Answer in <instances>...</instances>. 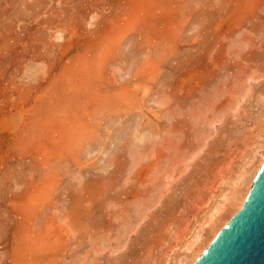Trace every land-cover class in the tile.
<instances>
[{
	"label": "rangeland",
	"instance_id": "1",
	"mask_svg": "<svg viewBox=\"0 0 264 264\" xmlns=\"http://www.w3.org/2000/svg\"><path fill=\"white\" fill-rule=\"evenodd\" d=\"M260 146L264 0H0V264H179Z\"/></svg>",
	"mask_w": 264,
	"mask_h": 264
},
{
	"label": "water",
	"instance_id": "2",
	"mask_svg": "<svg viewBox=\"0 0 264 264\" xmlns=\"http://www.w3.org/2000/svg\"><path fill=\"white\" fill-rule=\"evenodd\" d=\"M194 264H264V164L243 207Z\"/></svg>",
	"mask_w": 264,
	"mask_h": 264
},
{
	"label": "bare ground",
	"instance_id": "3",
	"mask_svg": "<svg viewBox=\"0 0 264 264\" xmlns=\"http://www.w3.org/2000/svg\"><path fill=\"white\" fill-rule=\"evenodd\" d=\"M260 147H263V146H260ZM260 149L261 148H259V150ZM257 151H258V149H257ZM255 158L257 159V153L255 154ZM263 164H264V154H261V160L258 162V164L256 163L255 166L253 165L254 168L247 169L241 175V177L239 179V184H238V186L236 188L234 187L235 190L232 193V196H230L231 198L225 197L226 198V200H225L226 205L228 206V203H229V206L230 207L232 206L231 209H235L233 211L234 213L232 214V216L235 215L243 207V205H244V203L246 201V198H247V196H248V194H249V192H250V190H251V188L253 186L254 180H255V178H256V176H257L258 172L260 171V169H261ZM224 204L225 203H223V206H224ZM225 206L223 208L222 207L219 208L218 206H214V208L211 209V212H210V216L211 217L209 219L211 221L214 220L216 222L217 221L220 222L221 218H220V220H218V219H219V216L222 213V211H224ZM224 212H226V211H224ZM208 223H210V221ZM213 223H211L210 225H212ZM226 223H228V221H224V223L222 225L221 224L220 225H218V224L216 225L214 223L215 227L214 226L213 227L209 226V227L213 228V230L210 229L213 234L211 235V238L208 239L207 241H202L203 240L202 238L205 237V236H202L201 234H197L196 236H194V240L191 243H189L190 245L187 248V252H188L187 255L188 256L186 255L185 259L180 261L179 264H194L195 261L209 247V245L212 243L214 238L218 235V233L220 232L222 227L225 226ZM210 234H211V232L209 233V235ZM196 247L198 248L197 250H196Z\"/></svg>",
	"mask_w": 264,
	"mask_h": 264
}]
</instances>
